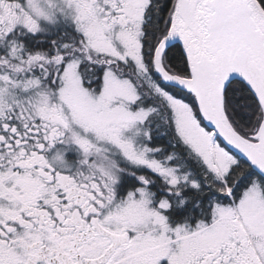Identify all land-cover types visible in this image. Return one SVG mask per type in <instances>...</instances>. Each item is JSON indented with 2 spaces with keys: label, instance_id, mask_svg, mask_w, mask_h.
I'll return each instance as SVG.
<instances>
[{
  "label": "snow or ice",
  "instance_id": "obj_1",
  "mask_svg": "<svg viewBox=\"0 0 264 264\" xmlns=\"http://www.w3.org/2000/svg\"><path fill=\"white\" fill-rule=\"evenodd\" d=\"M0 264H264V0H0Z\"/></svg>",
  "mask_w": 264,
  "mask_h": 264
}]
</instances>
